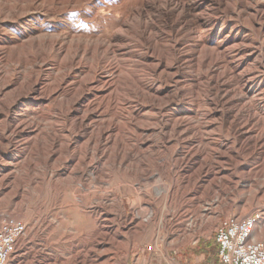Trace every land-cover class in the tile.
Returning <instances> with one entry per match:
<instances>
[{"label": "bare ground", "instance_id": "bare-ground-1", "mask_svg": "<svg viewBox=\"0 0 264 264\" xmlns=\"http://www.w3.org/2000/svg\"><path fill=\"white\" fill-rule=\"evenodd\" d=\"M121 15H124L122 21L110 34L103 28L104 32L97 36L67 35L54 39L55 36L42 35L39 42L27 39L34 58H20L17 65L24 67L32 59L30 63L35 65L34 73H37L32 81L28 80V88L16 93L9 102H0L4 124L0 131V181L11 176L9 163L3 162L7 149L14 150L17 144L25 154L32 145L29 136L37 132V137L40 133L39 129L28 132L29 127L20 124L17 104L39 103L60 91L59 99L53 102L56 110L53 113L62 115L63 124L71 125L72 132L61 127L52 140L50 157L59 153L66 133L71 138L65 141L68 142L65 149L70 152L69 164L76 159L74 152L79 147L93 145V156L88 162L81 168L73 165L70 169L78 180L90 176L97 183L103 175L107 146L118 142L114 132L119 133L121 116L102 125L95 120L102 105L93 107L92 103L105 95L102 100L108 104L120 102L128 110L124 124L135 134V143L130 146L135 144L137 149L123 151L125 156L135 155L136 151L143 155L153 153L152 156L158 155L165 163L168 155L165 152H169V158L177 165L173 176L194 181L192 189L183 194L197 198L205 184L219 181L230 187L235 179H240V190L246 191L251 177L260 185L254 194L261 193L264 188V0H142L140 5ZM120 16L116 11L114 17ZM217 25L219 29L215 31ZM212 35L227 47L211 48L205 40L202 42L204 36ZM51 55L58 71L63 70L64 61L69 62L63 80L56 87H49V94L44 95L38 70L42 74L39 65L45 66ZM73 79H77L75 84L69 82ZM74 93L77 94L73 96ZM113 94L118 98L114 99ZM208 146L211 156L206 162L199 148ZM171 185L169 182L157 186L155 194L170 197L175 193ZM100 240L94 243L96 255L76 264H95L105 259L109 244L104 235Z\"/></svg>", "mask_w": 264, "mask_h": 264}, {"label": "rangeland", "instance_id": "rangeland-1", "mask_svg": "<svg viewBox=\"0 0 264 264\" xmlns=\"http://www.w3.org/2000/svg\"><path fill=\"white\" fill-rule=\"evenodd\" d=\"M141 3L142 0H0V102H9L16 93L28 88L26 84L30 85L37 73H34L35 65L30 63L34 53L27 39L34 38L39 42L42 35L55 36L54 39L67 35L76 38L97 36L104 32L103 28L110 34L122 21L124 15L121 13L125 14ZM116 11L121 15L119 18L114 17ZM218 25L215 31L219 29ZM203 40L211 48L227 47L213 35L204 36ZM227 42L231 43L230 40ZM20 58L32 59L21 67L17 63ZM54 62L55 57L51 55L45 66L39 65L42 74L38 70V80L44 95L49 94V87H56L58 81L63 80L69 60L64 61L62 72L57 70ZM77 76L81 77L80 74ZM161 77L166 79L165 75ZM77 79L69 82L75 84ZM20 81L25 86L20 85ZM61 93H51L50 99L39 103L25 101L23 106L18 103L16 107L21 116L20 124L29 127L28 132L39 129L40 133L37 137V132L29 136L32 145L27 153L24 154L16 144L14 150L8 148L3 154V162L9 163L11 176L7 181H0V220L9 217L26 225V232L7 264H76V261L96 255L94 243L101 241L103 235L109 244L106 249L110 248V251L105 259L97 260L95 264H167V261L201 264L202 256L197 253V248L202 242L208 243L209 249L215 244L214 230L218 222L254 212L261 213L255 238L264 241V188L255 195L260 185L253 177L246 191L240 190V179H235L230 187L219 181L205 184L197 198L183 194L192 189L194 181L192 178L182 181L180 176H173L177 165L169 158V152H165L168 154L165 163L158 155L152 156L153 153L143 155L136 151L135 155L125 156L123 151L137 149L135 144L130 146L135 134L124 124L128 110L120 102L108 104L102 100L105 95L92 103L93 107L102 105L99 106L100 116L95 120L102 125L121 116L120 135L117 130L114 132L118 142L113 141L106 148L105 160H108H104L99 182H93L90 176L78 180L70 169L81 168L88 162L93 156V145L79 147L74 152L76 159L69 164L70 152L65 148L71 138L66 133L56 158L50 157L52 140L58 136L61 127H68V133L72 132L71 125L63 124L62 115L53 113L56 111L53 102ZM116 96L112 95L114 99L118 98ZM2 128L4 124L0 118V131ZM210 148H199L206 162L211 156ZM118 150L122 153L116 157ZM79 157L83 158L80 160ZM168 181L175 193L170 197L156 195L155 188L167 185ZM231 188L233 192L229 193Z\"/></svg>", "mask_w": 264, "mask_h": 264}, {"label": "built area", "instance_id": "built-area-1", "mask_svg": "<svg viewBox=\"0 0 264 264\" xmlns=\"http://www.w3.org/2000/svg\"><path fill=\"white\" fill-rule=\"evenodd\" d=\"M260 216L254 212L218 222L214 241L221 264H264V241L255 238ZM25 232L26 225L19 220L9 217L0 220V264L8 263Z\"/></svg>", "mask_w": 264, "mask_h": 264}, {"label": "crops", "instance_id": "crops-1", "mask_svg": "<svg viewBox=\"0 0 264 264\" xmlns=\"http://www.w3.org/2000/svg\"><path fill=\"white\" fill-rule=\"evenodd\" d=\"M212 245L213 246L210 247V249H209V244L206 242H202L198 246L197 253L202 256L201 264H218V263L221 264L217 256V246L216 244H212ZM167 264H173V263L167 261Z\"/></svg>", "mask_w": 264, "mask_h": 264}]
</instances>
